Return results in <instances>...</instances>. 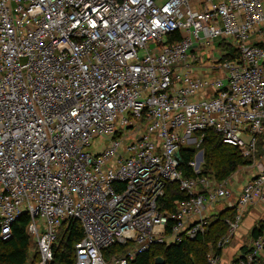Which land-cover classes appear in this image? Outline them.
<instances>
[{
    "label": "built area",
    "instance_id": "built-area-1",
    "mask_svg": "<svg viewBox=\"0 0 264 264\" xmlns=\"http://www.w3.org/2000/svg\"><path fill=\"white\" fill-rule=\"evenodd\" d=\"M216 39L236 57H212ZM208 129L254 160L264 0H0V240L27 214L36 264H52L71 222L82 231L74 264H132L152 244L203 233L210 207L232 198L231 177H184L179 150ZM250 167L217 248L251 207L264 222V163ZM174 182L188 197L160 211ZM114 244L126 253L106 261ZM226 264H264V233Z\"/></svg>",
    "mask_w": 264,
    "mask_h": 264
},
{
    "label": "trees",
    "instance_id": "trees-1",
    "mask_svg": "<svg viewBox=\"0 0 264 264\" xmlns=\"http://www.w3.org/2000/svg\"><path fill=\"white\" fill-rule=\"evenodd\" d=\"M224 51H230L229 58H235L234 52L229 46L221 45ZM263 136L258 137L257 153L260 154L263 143ZM201 149L203 152V162L199 173H193L188 163L195 155L192 148H181L179 154L181 157V170L184 177L204 176L216 182H221L234 173L239 167L249 165L253 158H243L237 148L222 141L221 136L213 130L204 131ZM186 193L179 191L177 183H167L164 194L158 200L160 211L172 213L174 211V201L186 199ZM233 217V208H225L214 218L210 219L203 233L197 235L194 239L183 238L179 243H173L168 246L162 244H152L147 250L138 253L132 264H155V258L160 257L162 264H207V254L213 251L220 255L222 250L217 248L216 243L226 232L227 225L225 219ZM28 223L27 214L21 215L12 226V232L9 239L0 240V264H36L39 259L35 251L34 243L26 233ZM169 223L171 220L169 219ZM59 234V244L54 249V258L52 264H74V243L82 238V231L79 225L69 223L62 226ZM260 233H264V222L256 223L251 231L250 237L254 238ZM31 248L34 254L30 255ZM127 246L114 244L103 251V257L106 261L110 256H123L126 253ZM36 255V256H35Z\"/></svg>",
    "mask_w": 264,
    "mask_h": 264
},
{
    "label": "crops",
    "instance_id": "crops-1",
    "mask_svg": "<svg viewBox=\"0 0 264 264\" xmlns=\"http://www.w3.org/2000/svg\"><path fill=\"white\" fill-rule=\"evenodd\" d=\"M238 173H232L230 175L231 177V185H230V191H231V199H229L228 201H220L216 204H219L221 202H225L226 205L223 209H225L226 207L227 208H230L232 207L233 203H234V200L236 198V196L239 194L240 192V189L242 188L243 185L239 186L237 185V183H234V176L237 175ZM241 178L243 176L242 173H239ZM253 173H248L246 175V179H248L249 177H251ZM243 179V178H242ZM234 181V182H233ZM234 183V184H233ZM223 209H220V211H223ZM219 211V212H220ZM218 212V213H219ZM213 214V210H210L208 211L207 213V220L209 221L208 217L211 216ZM262 209L261 207L259 206H256V207H251L250 209H248V211L245 213L243 219H242V222L240 223V226L238 228V230L236 231L232 241L234 243H236V241H242L244 240V238L246 239L247 237H249V243H248V246L250 244V241H251V237H250V234H251V231L253 230V228L256 226V223L258 222H261L262 220ZM209 215V216H208ZM231 241V242H232ZM247 246V247H248ZM246 248H243V246H240V247H236L235 245H233L232 247H230L229 245H226V247H223L222 249V252H221V264H226L229 260L233 259L236 255L242 253L244 250L247 249Z\"/></svg>",
    "mask_w": 264,
    "mask_h": 264
},
{
    "label": "rangeland",
    "instance_id": "rangeland-1",
    "mask_svg": "<svg viewBox=\"0 0 264 264\" xmlns=\"http://www.w3.org/2000/svg\"><path fill=\"white\" fill-rule=\"evenodd\" d=\"M220 44H221V41L219 40V39H216L215 41H214V46H215V49L212 51V52H209V54L212 56V57H215V58H217V57H221V56H223L224 54H225V51L224 50H222L221 49V47H220ZM223 83L224 84H226V80H223ZM102 145L105 143V140H102ZM193 148H194V150H195V152L196 153H198L199 151H201L202 149H201V144H198L196 147H194L193 146ZM100 149V147H98V146H95L92 150L95 152V151H98ZM195 153V154H196ZM195 157V156H194ZM256 163H260V164H262V163H264V161H263V157H262V154H261V152H260V154L259 153H257V156H256V158H254V160H253V162L252 163H250L249 165H244V166H241V167H239L234 173H238L237 175H235L234 176V183H237V185H239V186H241V185H243L244 183H245V181L247 180L246 178V175L250 172V165L252 166V165H254V164H256ZM200 169H201V167H200ZM239 173H244L243 174V176H242V178H241V176H240V174ZM233 183V184H234ZM225 205H226V203L225 202H221V203H219V204H213L211 207H210V209H209V211L210 210H213V214L211 215V216H209L208 217V219L210 220V219H212V218H214L217 214H218V212L220 211V209H223L224 207H225ZM249 237H247L246 239L244 238V240H242V241H236V243H234L232 240V242H230L228 245L230 246V247H232L233 245H235L236 247H240V246H243V248H246L247 246H248V243H249ZM226 247V246H225ZM34 254V249L33 248H31V250H30V255H33ZM36 256V255H35Z\"/></svg>",
    "mask_w": 264,
    "mask_h": 264
},
{
    "label": "water",
    "instance_id": "water-1",
    "mask_svg": "<svg viewBox=\"0 0 264 264\" xmlns=\"http://www.w3.org/2000/svg\"><path fill=\"white\" fill-rule=\"evenodd\" d=\"M202 161V150L198 152L197 163ZM24 214V213H23ZM155 264H162L163 261L160 257L155 258Z\"/></svg>",
    "mask_w": 264,
    "mask_h": 264
},
{
    "label": "bare ground",
    "instance_id": "bare-ground-1",
    "mask_svg": "<svg viewBox=\"0 0 264 264\" xmlns=\"http://www.w3.org/2000/svg\"><path fill=\"white\" fill-rule=\"evenodd\" d=\"M207 221H208V220H207ZM224 247H225V246H224ZM222 249H223V248H222ZM222 249H221V250H222Z\"/></svg>",
    "mask_w": 264,
    "mask_h": 264
}]
</instances>
